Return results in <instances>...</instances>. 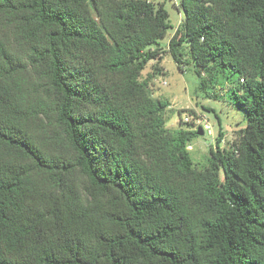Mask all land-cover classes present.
<instances>
[{"label": "trees", "instance_id": "obj_1", "mask_svg": "<svg viewBox=\"0 0 264 264\" xmlns=\"http://www.w3.org/2000/svg\"><path fill=\"white\" fill-rule=\"evenodd\" d=\"M180 5L164 50V2L0 0V264H264V0ZM167 51L244 114L203 166Z\"/></svg>", "mask_w": 264, "mask_h": 264}, {"label": "rangeland", "instance_id": "obj_2", "mask_svg": "<svg viewBox=\"0 0 264 264\" xmlns=\"http://www.w3.org/2000/svg\"><path fill=\"white\" fill-rule=\"evenodd\" d=\"M154 1L156 3L164 2L165 8L169 12L168 20L171 27L168 30L167 36L160 40L164 50H168L169 39L184 18L180 0ZM162 65L165 67L166 73L156 76L152 80L151 91L155 97H163L171 103V107L168 108L166 114L167 126L171 129L177 128L180 122H183L181 120L182 115L187 114L186 116L192 115V117L198 116L204 120L206 119L213 127V136L204 134V136L197 137L192 141L194 148L191 150V155L199 163V166H203L206 163L209 148L214 146L215 139L219 134V123H221V129L224 133L222 146L229 147L236 139V131L246 125L244 114L234 103L235 100L230 96L225 100H217L208 98L201 93L198 90L199 78L195 73L193 65H187L185 70L181 71L168 51L164 53ZM150 70L151 63L143 71L142 76H146ZM164 80L167 81V84L163 83ZM165 90L172 91V93L166 95L162 92Z\"/></svg>", "mask_w": 264, "mask_h": 264}, {"label": "built area", "instance_id": "obj_3", "mask_svg": "<svg viewBox=\"0 0 264 264\" xmlns=\"http://www.w3.org/2000/svg\"><path fill=\"white\" fill-rule=\"evenodd\" d=\"M163 83L167 84V81L164 80ZM186 115L187 114L182 115L181 120L183 122H194L195 124L200 125L203 128L204 134H207L210 136L214 135L213 127L208 120H206V119L204 120L201 117H194V116L192 117V115H190V116H186ZM188 149L189 150L193 149V145L192 144L189 145Z\"/></svg>", "mask_w": 264, "mask_h": 264}, {"label": "water", "instance_id": "obj_4", "mask_svg": "<svg viewBox=\"0 0 264 264\" xmlns=\"http://www.w3.org/2000/svg\"><path fill=\"white\" fill-rule=\"evenodd\" d=\"M200 136H203L204 135V130L202 127H199L198 128V132H197Z\"/></svg>", "mask_w": 264, "mask_h": 264}, {"label": "crops", "instance_id": "obj_5", "mask_svg": "<svg viewBox=\"0 0 264 264\" xmlns=\"http://www.w3.org/2000/svg\"><path fill=\"white\" fill-rule=\"evenodd\" d=\"M163 61V60H162ZM162 92H164L166 95H168V94H170V93H172V91L170 92V91H162ZM171 107V106H170Z\"/></svg>", "mask_w": 264, "mask_h": 264}]
</instances>
